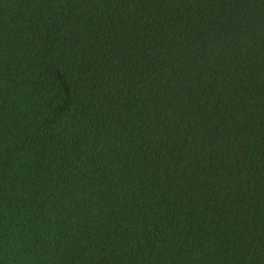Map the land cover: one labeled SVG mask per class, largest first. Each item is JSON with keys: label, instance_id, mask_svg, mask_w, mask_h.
<instances>
[{"label": "trees", "instance_id": "1", "mask_svg": "<svg viewBox=\"0 0 264 264\" xmlns=\"http://www.w3.org/2000/svg\"><path fill=\"white\" fill-rule=\"evenodd\" d=\"M0 264H264V0H0Z\"/></svg>", "mask_w": 264, "mask_h": 264}]
</instances>
